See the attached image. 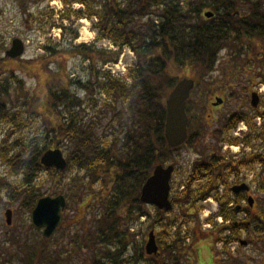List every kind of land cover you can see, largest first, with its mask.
<instances>
[{
    "label": "trees",
    "instance_id": "1",
    "mask_svg": "<svg viewBox=\"0 0 264 264\" xmlns=\"http://www.w3.org/2000/svg\"><path fill=\"white\" fill-rule=\"evenodd\" d=\"M15 1L25 21L34 20L27 8L30 0ZM78 3L84 10L73 12L76 19L96 20L94 41L70 48L43 46L44 57L52 59L59 54L81 57L88 63L89 77L86 82L67 80L65 86L57 81L45 83L46 100L42 103L38 96L28 97L31 106L26 109L28 115L46 116L48 143H17L10 146L9 153L1 151L0 159L9 165L15 178L9 181L5 193L9 204L19 202L20 208L31 214L38 199L49 193L64 195L66 209L81 205L84 196H90V200L97 203L99 215H95L92 229L86 235L76 233L71 238V244L78 249L76 254L87 255L84 264H183L191 247L185 243L186 237L180 236L182 224L175 227L173 221L166 223L169 232L164 231L167 239L158 246V253L146 255L145 235L155 225L164 224L167 211L152 206L155 210L151 212L150 206L139 200L141 187L155 166L173 165L174 152L192 138L188 132L190 98L186 101V142L171 148L164 138L165 102L180 80L174 76L172 68L191 69L195 83L192 93L195 90L213 92L214 84L204 76L216 71L226 60L229 66L222 68L224 77L232 75L236 66L244 70L243 64H251L253 74L264 83V0H78ZM206 12L213 15L206 18ZM77 38L74 34L71 40ZM102 40L109 41L118 50L97 47L96 43ZM123 47H128L136 58L127 74L129 84L97 69L98 64L101 68L115 63ZM222 52L225 53L223 58ZM17 59L20 58L11 59L6 55L0 58V79L2 74H8L9 79L17 80L14 72L7 70L8 64ZM10 84L14 85L17 96L26 98L28 94L19 84L0 80V123L21 118L19 111L10 112L6 107L5 99L13 93ZM73 85L75 90L83 92V97L72 91ZM99 93L105 98L102 104L93 99V95ZM86 111L92 114L87 117ZM254 116L264 117V112ZM252 119L240 113L224 117L222 126L228 131L235 130L242 122L249 127L242 138L230 139L229 144L246 145L253 133L252 139L262 137L261 133V136L256 135ZM13 132L5 131L1 144L7 142ZM49 149L65 152L64 170L41 165L40 158ZM201 155L190 166L181 191H173L170 184L169 199L173 207L194 210L199 207L198 203L214 198L218 204L214 219L220 216L223 223L216 224L211 217L207 222L220 233L227 232L228 236L222 239L226 245L238 242L240 231L245 229L248 233V230L245 223L236 220L233 184L227 181L236 174L232 180L239 183L238 175L244 167L257 165L264 171V149L240 158H225L214 149ZM72 169L76 174L65 183V171ZM42 170L58 177L53 191H41L40 186H36L35 180ZM200 181L204 183L192 189V184ZM99 183L101 187L96 189L95 184ZM232 203L234 206L228 207ZM142 218L145 222H140ZM254 221L262 223L264 220L256 215ZM10 233L0 239V257L6 256L0 264H63L56 261L52 253L44 252L43 247L52 238H43L41 230L30 222H20ZM10 247L15 249L10 250ZM227 264L239 263L229 260Z\"/></svg>",
    "mask_w": 264,
    "mask_h": 264
},
{
    "label": "rangeland",
    "instance_id": "2",
    "mask_svg": "<svg viewBox=\"0 0 264 264\" xmlns=\"http://www.w3.org/2000/svg\"><path fill=\"white\" fill-rule=\"evenodd\" d=\"M27 8L35 17L30 23L25 21L26 17L23 15L17 1L0 0V58L5 57V52L10 48L13 39H21L25 44V50L20 59L13 60L8 64L10 66L7 70L14 72V77L17 80L9 79L8 74H2L0 80L4 82L9 81L12 84L17 83L21 85L23 91L28 92V94H25L26 98H21L14 94V85L10 84L9 89H12L13 93H11L10 98L5 99L6 107L10 112L19 111L21 118L0 123V157H2L3 153H9L10 146H14L17 143L27 144L37 142L40 145L48 143V139L45 136L46 125L44 123L46 116L35 117L28 115L26 109L29 110L31 107L29 101H27L28 97L34 99L35 96H38L42 103L46 100L45 83L50 82L54 84L57 81L61 86H65L67 80L86 82L89 77L88 63L81 57L59 54L49 59L44 57L46 50L43 49V46L57 49L70 48L71 45L91 44L96 35L93 27L96 20L86 18L76 19L73 12L84 10L83 6L78 3V0H30ZM60 16L68 17L69 19L61 21ZM74 34L78 38L72 41L71 37ZM99 43H96L97 47L101 46H99ZM123 48L122 51L125 54L123 55V62L116 65L115 70L120 75L122 74L123 76L121 77L124 78L126 71H124V62L127 65L131 64L134 61V57L130 55L128 50ZM224 55L225 53L222 52V58ZM228 66L227 60L224 63L221 62L216 71L204 76L206 79L208 77L211 83L214 84L213 92L208 94L207 92L202 93L195 90V92L190 93L188 132L192 138L173 154V165L175 167L171 177L173 191L175 189L181 191L184 188V183L182 182L187 180V174L191 171L190 166L202 156L201 154L206 153L207 150H218V155L225 158L232 156L240 158L246 154H250V152L264 149V117L254 116L257 113L264 112V83H261L259 76L253 74L254 71L251 68V64H243L244 68L249 72H246L245 69L243 70L242 66H236L232 75L224 77L222 75V68H228ZM99 67L100 64H98L97 69L102 73L104 69ZM172 70L178 80L183 78L192 79L193 75L189 67H173ZM121 82L129 84L130 79L121 80ZM75 87L74 85L71 87L72 91L83 97V92L75 90ZM252 92H257L260 97L258 107L256 108L250 106ZM215 98H220L223 102L218 106H213ZM93 99L95 101L97 99L98 104H102L105 100L104 95L100 93L93 95ZM234 113L244 114L248 118H253L252 124H254L257 130L256 135H260L261 133L263 138L252 139L255 137L253 133L250 142L246 145H243L244 143L229 144L228 140L242 138L249 129L244 123L238 124L233 131L223 128L224 117ZM86 114L89 117L92 112L86 111ZM8 130H14V132L9 136L7 142L5 141L4 144H1L3 135ZM2 150H4L3 153H1ZM168 165L166 164L164 167ZM65 172V183L68 181V178L76 174L74 169ZM11 174L9 165L0 159L1 240L12 234L10 232L12 229L19 227L20 222H30V214H27L25 210L20 208L19 202H11L9 204L8 197L5 194L9 187V181H14L15 179ZM233 177L232 175L230 176L227 181L228 184L232 183ZM234 178H236V174ZM238 179L248 184L250 187V197L252 196L256 199V207H254L251 216L256 218V215H261L264 220V201H260L261 198H264V189L262 190V187H264V171L257 165L248 168L244 167L238 175ZM57 182L58 177L55 178L50 173L46 174L43 170L38 175V179L36 178L35 180L36 186H40L41 191L45 192L53 191L56 188ZM200 182L192 184V189H195L196 185L204 183V181ZM95 186L98 189L101 187V184H95ZM222 190L223 188L221 187L220 192ZM49 194L47 196H53ZM90 199V196H84V201L81 205L65 209L61 223L51 237V242L48 240L43 247L45 249L44 252L48 254L52 253L56 261L63 262V264H84L83 260L87 255L83 257L76 254V250L78 249L74 247L75 245L71 244V238L75 237L76 233L79 234L77 236L86 235L92 229L95 215H99L97 203ZM234 201L235 206L242 203L238 195H235ZM198 205L200 208L195 207L194 210L173 207L171 211L167 212L164 216V224H157L152 229L156 244H158L157 246L165 243L167 237L164 231L169 232L167 224L173 221L175 227L182 224L180 236L186 237L185 243L191 247L189 254L187 253V258L182 261L183 264H227L229 260L236 261L239 264H264V221L262 223H255L257 221H253L254 224L248 233L245 229L240 231L241 237L238 242L226 245L222 239L228 236L227 232H223L221 228L222 232L220 233L217 230L218 228H212V224L207 222L208 218L211 217L214 223L221 224L217 221V218L214 219L218 208L216 200L209 197L207 200L198 203ZM149 208L151 212H154L155 209L152 206ZM7 209H12L10 225H7L4 215ZM242 217L243 213L236 214L237 221ZM140 222H145V219L142 218ZM173 230L171 228V231ZM149 233L150 231L145 235L144 247ZM244 233L248 234L247 238ZM241 240H249V245H240ZM9 249L14 250L15 248L10 247ZM88 251L93 252L91 250ZM69 256H71V259ZM4 258L6 256L0 257V260ZM145 264H148V262Z\"/></svg>",
    "mask_w": 264,
    "mask_h": 264
},
{
    "label": "water",
    "instance_id": "3",
    "mask_svg": "<svg viewBox=\"0 0 264 264\" xmlns=\"http://www.w3.org/2000/svg\"><path fill=\"white\" fill-rule=\"evenodd\" d=\"M211 12L204 13L206 18H210ZM24 52V43L21 39H13L11 47L6 51V55L15 59L22 56ZM194 87L193 79L183 78L179 80L169 93L165 106V125L164 138L167 145L176 148L184 143L187 138L188 118L186 114V101L190 96V92ZM223 102L220 98H215L213 106H218ZM259 103V95L255 92L251 93L250 106L256 108ZM40 163L45 168H54L57 171L66 167V160L60 149H49L40 158ZM174 167L168 165L166 167L157 165L152 174L146 179L141 187L139 200L145 205L154 206L159 210L170 211L172 203L169 199L170 179ZM246 184L235 185L232 191H248ZM249 204H253V198H249ZM67 202L63 195L44 196L36 202L30 215L31 224L42 230L45 239H49L59 227L63 212ZM7 225L11 224L12 210L7 209L4 213ZM241 245H245L246 241H241ZM145 253L147 255H155L158 253L154 231H150L147 242L145 244Z\"/></svg>",
    "mask_w": 264,
    "mask_h": 264
},
{
    "label": "flooded vegetation",
    "instance_id": "4",
    "mask_svg": "<svg viewBox=\"0 0 264 264\" xmlns=\"http://www.w3.org/2000/svg\"><path fill=\"white\" fill-rule=\"evenodd\" d=\"M244 182H241V180H239V183H234L233 180H232V186H231V191H232V187L235 186V185H240V184H243ZM246 184V183H244ZM248 186V184H246ZM249 187V186H248ZM232 193L234 194L233 198L235 197V195L240 198V201L242 202L241 204H237V206L235 207L234 211L238 214V213H243V217L239 220V223H245L246 224V228L249 232V230H251V226H253L254 224V218L252 215L253 213V209L254 207H256V199H254V202L252 205L249 204V198H250V187H249V190L248 191H239L237 193L233 192ZM252 197V196H251ZM247 207H246V206ZM234 206V203L230 204V207H233ZM246 207V208H245ZM245 210L247 212H245ZM217 218V217H216ZM221 223H223V218L222 220L220 221ZM253 228V227H252ZM244 235L246 236L247 238V233H244ZM241 241H245V240H241ZM240 241V242H241ZM241 245V244H240ZM245 245H249V240H246V244Z\"/></svg>",
    "mask_w": 264,
    "mask_h": 264
},
{
    "label": "built area",
    "instance_id": "5",
    "mask_svg": "<svg viewBox=\"0 0 264 264\" xmlns=\"http://www.w3.org/2000/svg\"><path fill=\"white\" fill-rule=\"evenodd\" d=\"M112 72H114V71H112Z\"/></svg>",
    "mask_w": 264,
    "mask_h": 264
}]
</instances>
